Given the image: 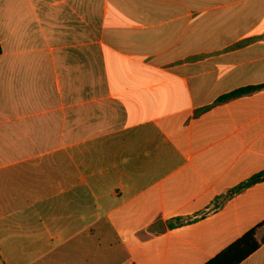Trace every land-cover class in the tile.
<instances>
[{"label": "crops", "instance_id": "crops-1", "mask_svg": "<svg viewBox=\"0 0 264 264\" xmlns=\"http://www.w3.org/2000/svg\"><path fill=\"white\" fill-rule=\"evenodd\" d=\"M0 47V264H205L264 222V181L228 198L264 88L217 104L264 85V0H0Z\"/></svg>", "mask_w": 264, "mask_h": 264}, {"label": "trees", "instance_id": "trees-1", "mask_svg": "<svg viewBox=\"0 0 264 264\" xmlns=\"http://www.w3.org/2000/svg\"><path fill=\"white\" fill-rule=\"evenodd\" d=\"M241 45L243 44H239L238 47ZM1 53L2 50L0 47V54ZM263 88L264 85L236 90L218 99L217 104L224 103L230 99L237 98L245 94H249L251 92L261 90ZM208 109L209 108H205L197 111L196 116L205 112ZM261 181H264V172L255 175L248 182L239 185L238 187L230 191V193L228 194V198H230L234 194L241 192L245 188ZM263 225L264 222L260 223L255 228H252L249 231H247L239 239H237L235 242L230 244L228 247H226L224 250H222L219 254H217L215 257L210 259L205 264H241L242 262H244L264 244V234L262 235L260 241L256 240V231L258 228L262 227Z\"/></svg>", "mask_w": 264, "mask_h": 264}]
</instances>
